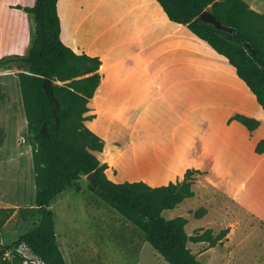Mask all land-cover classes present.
<instances>
[{
  "label": "crops",
  "instance_id": "1",
  "mask_svg": "<svg viewBox=\"0 0 264 264\" xmlns=\"http://www.w3.org/2000/svg\"><path fill=\"white\" fill-rule=\"evenodd\" d=\"M244 1L264 12V0ZM34 2L0 0V57L28 52L33 16L14 6ZM56 10L62 43L101 62L84 124L104 142L93 154L106 177L159 187L198 170L190 198L206 190L264 224V112L228 60L156 0H57ZM235 114L258 127L228 122Z\"/></svg>",
  "mask_w": 264,
  "mask_h": 264
},
{
  "label": "trees",
  "instance_id": "2",
  "mask_svg": "<svg viewBox=\"0 0 264 264\" xmlns=\"http://www.w3.org/2000/svg\"><path fill=\"white\" fill-rule=\"evenodd\" d=\"M156 1L170 21L185 25L228 60L264 112V12H255L244 0ZM56 3L57 0H35L32 6H14L33 16L31 44L26 54L0 57V71L19 70L16 75L35 185V207L25 210H37L38 214L28 230L3 246L11 256H0V264H65L50 205L79 175L90 172L94 173L95 185L89 183V189L136 226L168 264H203L191 252L188 242H207L212 247L222 241L227 230L213 234L206 229L191 236L185 231V217L166 219L161 215L193 196L191 185L201 172L188 169L181 181L159 187L143 182L114 183L106 177V164L93 154L102 150L104 142L84 124L92 118L86 115L87 104L99 84L101 62L97 57L77 54L62 43ZM203 10L234 27L240 39L202 22L198 15ZM232 120L249 131L259 125L257 119L242 114L232 115L228 122ZM255 151L264 152V140L257 143ZM13 211L0 208V225ZM20 248H25L33 259L23 256Z\"/></svg>",
  "mask_w": 264,
  "mask_h": 264
},
{
  "label": "rangeland",
  "instance_id": "3",
  "mask_svg": "<svg viewBox=\"0 0 264 264\" xmlns=\"http://www.w3.org/2000/svg\"><path fill=\"white\" fill-rule=\"evenodd\" d=\"M32 29V25L28 28L24 23L23 38L27 41ZM18 72L0 71V208L14 209L0 225V249L28 230L38 216L37 210H25L35 207V185ZM90 128L95 129V125ZM88 184L86 176L79 175L50 205L65 264H168L148 244L144 234L90 190ZM197 192L195 197L161 213L166 219L185 217V231L191 236L206 229L213 234L227 230L222 241L212 247L207 242H188L196 258L203 264H264V224L233 202H225L223 207L210 192ZM201 208L205 211L201 212ZM19 251L33 259L25 248ZM0 256L9 258L11 252Z\"/></svg>",
  "mask_w": 264,
  "mask_h": 264
},
{
  "label": "water",
  "instance_id": "4",
  "mask_svg": "<svg viewBox=\"0 0 264 264\" xmlns=\"http://www.w3.org/2000/svg\"><path fill=\"white\" fill-rule=\"evenodd\" d=\"M198 18L207 24H210L214 27V29L218 30V31H222L228 35L233 36L235 39L239 40V34L237 32V30L234 27H231L225 23H223L222 21L216 19L212 13L208 10H203L202 12H200V14L198 15ZM47 80L44 81V87H45V91L48 92L47 84H46ZM86 179L89 181V183H91L92 185H95V180H94V173L90 172L89 174L86 175ZM3 253H6V249L2 248L0 249V255H2Z\"/></svg>",
  "mask_w": 264,
  "mask_h": 264
},
{
  "label": "bare ground",
  "instance_id": "5",
  "mask_svg": "<svg viewBox=\"0 0 264 264\" xmlns=\"http://www.w3.org/2000/svg\"><path fill=\"white\" fill-rule=\"evenodd\" d=\"M151 1H152V0H151ZM149 6H150V5H149ZM156 7H157V5H156ZM162 32H163V31H162ZM184 32H185V31H184ZM184 32H183V33H184ZM181 37H182V36H181Z\"/></svg>",
  "mask_w": 264,
  "mask_h": 264
}]
</instances>
